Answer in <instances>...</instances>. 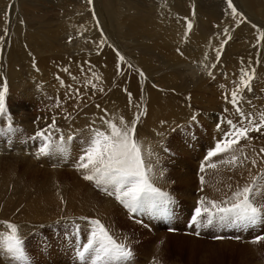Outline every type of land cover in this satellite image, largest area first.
I'll list each match as a JSON object with an SVG mask.
<instances>
[{"label":"rangeland","instance_id":"rangeland-1","mask_svg":"<svg viewBox=\"0 0 264 264\" xmlns=\"http://www.w3.org/2000/svg\"><path fill=\"white\" fill-rule=\"evenodd\" d=\"M4 1L5 4L2 3L3 0H0V4H3L2 6L0 5V12L2 11V13H6L8 11L9 20L11 19V17L15 19L13 22V29L12 25L7 19L6 24L8 26H6L8 29L5 26V28L0 32V35H3V31L6 29L7 35L4 31V39L2 40V42L4 40L9 41H7L8 44L6 41H4L2 46L0 43V46L2 48L1 50H3L2 54H5L4 56H6L8 48L17 47L19 49L17 52L21 53L22 56L25 55V59H29L30 56L32 62L33 60H35V62L33 63H36L38 65L39 62L40 64L42 63V67H44V69L47 68L46 70L48 71H51V74L52 72L53 74H56V71L58 70L57 72H59L61 69L62 71H64V68L67 67L66 65L68 63L71 64V66H75V71L69 74L70 76H73V78L67 79L64 85L55 93H33V91H31L29 83L27 82L28 85L25 84V86H21L20 88H18L20 90L16 91V95H12V97L10 95L12 100H10V102L9 100H7L5 101V103L7 102V116L11 117L13 130L9 132V130L7 129V117H0V127H3L4 129L3 131H0L1 178L7 179L10 175H16L15 178H17L20 182H24L25 184H27L28 188L31 189V191L28 189L30 191L28 194L31 195L29 196L27 194L21 201V204H17V202L19 201V197L17 195L18 193H12V195L7 196L4 199H0V221H8L18 225V227L20 226L19 233L23 239L24 248L27 255L34 254L36 256V254L42 253L41 251L45 250L44 247H41L39 241H44L46 234L51 232V227L55 226L54 229H56L61 226V228H64V225L68 224L69 222H71L72 224L76 223L77 225L83 222L87 226H93L91 223L92 220L98 219L102 224H104L106 228L109 229L110 234L113 235V238L116 239L117 242H124L131 248L133 257L130 264H153V260L158 262V264H264V241L253 243V240L256 236L264 235V221L253 226L256 227L258 225H263V229H257L250 233H248V231H243V233L240 234L225 233L217 231L216 228H214L213 231H210L209 228H206L200 229V232L203 234L197 237L190 233H184L181 229L186 226L185 221L188 216V214L185 213L186 215L183 217L184 209L177 210L175 209L176 205L172 204L173 210H171L168 215L163 216L165 217V220H163L162 216V220L153 219L154 212L141 210L140 212L143 214V216H140V218L143 219H140L135 216L134 213H131L127 208L120 204L114 196H108L104 191L101 190L100 187L96 186L93 182L85 181L82 176L84 175V173L81 171H77V169L74 167L76 160L81 154V148L82 146H84V141L89 134L88 127L92 126L88 123L85 124L86 113L88 111H91L92 113V109H94L96 105L101 106L109 102L118 101L120 99L128 102L129 97L127 95V92H131L133 97L132 103L135 104V107H133V109H135L133 117L137 114V112L146 110L145 114L141 116V119L137 124L136 135L137 139L142 143L145 163H150L152 165L151 175L154 186L159 188L161 191L164 190L178 196V200L168 196V199L170 201L173 202V200H175L176 202L174 203H178L177 206L179 204H182L186 207H194L201 196H205L209 200H224L228 195H230V189L228 187L229 184L232 185V190H234L236 185L243 186L245 183L250 182L251 176H254L259 171L264 170V164H260L259 162L256 167H252L250 164H246L244 167L237 168H233L226 164H220L218 163V161L224 158L222 156L211 158V162L217 163V168L213 169L205 166L203 172H201L200 170V165L202 163H205L206 165L205 157L208 153L204 152L205 149H203L202 147L204 145H207L208 151L211 148L215 147L216 142L222 138V134L229 130L228 125L225 123L226 120L230 119L234 123L238 121V116L236 115L233 106L229 104L224 99V97L226 94H230V92L235 87L236 81L238 82L240 68L229 69L223 67L222 65L219 67V70L215 72L212 78L210 77L211 75L209 77L206 75L201 77L197 76L199 79L197 77H194L196 79H192V76H190L188 73L182 75V70L178 69L180 72L177 71V77H170L168 79L166 78V76H168V74H171L173 68L167 67L165 65L159 67L160 62L158 61L159 59L157 58V56L151 57L154 62V67L149 70L143 69L140 64H138L139 62L136 57H134L135 61L134 64H132L130 59H132L133 56L139 55L142 47L136 42L135 45H133L130 40H127L126 42L129 46V48H127L126 50L129 51L128 56L130 59H128L129 61L126 59L128 58V56L124 51V63L119 62V65H121L122 67H124V65L126 64V68H123L125 70L121 69L122 67H120L122 71H126L125 76H123V72L121 73L122 75L118 73V59L115 51L113 54L101 52V54L98 53L99 55H96V57H89L85 60H80L79 62H74V60L72 62H68L71 61L70 57L73 55V53L75 54L74 49H76V47H85V42H88V40L91 41V35H86L87 37H82V39H73L69 43L68 36H70V33H60L61 36L57 34L55 39V41L59 43H57V50L52 49L53 51H46V49H43L41 47H38V50V48L34 49L35 46L33 45L28 46L25 41L28 42L29 37L31 36L28 37L23 33H17L16 36L20 34L23 35L22 37H20L23 38L25 43L22 39L21 40L23 43H21V40H19L20 38L17 36L19 38L17 39L16 36H14L15 31L16 29H19L20 32H24L25 29H27L26 31H28L29 29L31 31L33 29L31 33H35L37 31L41 32L46 28H55L57 25L64 23V21H66L67 19H70V16L73 15V12L78 13L80 11V14L83 9L86 8H90V11H94L92 7H88L89 5L87 4V2L85 6L83 3L76 4V2L81 0H34L35 2L33 0ZM71 1L74 2L72 3ZM111 1L112 2H110V0H97L96 3L92 2L90 6H94V9H96L100 13L102 21H104L103 23L104 25H106L107 30H109L110 33L111 31L117 33L118 39L121 40L120 33L124 31L123 29H121L122 20L125 18V16H128V13H126V11H123V13L118 12L113 7V3L116 2H114L113 0ZM135 1L136 4H133L136 10L134 9L133 13H135L136 11L142 16H147L148 14L145 12V8L142 7V0ZM98 2H100L99 4L102 7L99 4L97 6ZM12 3L15 5V7H12L14 6ZM64 4L69 5L65 6ZM104 10L107 11V14L106 11L104 13ZM108 11H110L111 13L109 14ZM4 13L0 16H4ZM110 15L111 17H113L111 18ZM119 16L121 18H119ZM25 21L28 25L26 24L23 26V24H25ZM227 23L228 21L224 19L222 20L220 19V17L219 19L212 18L211 22L209 23L210 25L208 24L207 26L209 30H212L211 28H213L212 31H215L220 27L223 28L225 25H227ZM21 24L25 29L23 27H20ZM15 26L16 29H14ZM25 26H28L29 29ZM9 28L12 31L9 30ZM19 30L17 32H19ZM10 31L14 33L12 36ZM219 32V34H221V31ZM110 35L116 37V35L113 33H111ZM24 36H27L26 39H28L26 40ZM12 40L13 42H15L14 44L12 43ZM82 41L84 42L81 43ZM77 44H79L80 46H77ZM3 45L5 46L3 47ZM66 45H68V48ZM121 46L122 49H124L122 44ZM29 47L32 48L29 49ZM70 47H72V49H70ZM32 49H34L36 53H34ZM236 51L237 53L239 52V55L242 54V51ZM48 55L50 56L48 57ZM60 59L62 61H60ZM125 61H127L128 63ZM6 63L7 62L5 61V64ZM58 63L60 66L58 65L59 67L56 68ZM129 64L132 65L131 68L128 67ZM155 64H157V68L155 67ZM34 65H32V67H34ZM98 67H106L111 69L109 76L110 78L107 81L103 80L101 76L96 74V70L98 69ZM254 68L255 78L251 82L252 90L244 91L242 108L246 113L253 112L258 117L260 112H264V68H262L261 70L257 69L256 67ZM139 71H142L144 73L143 77L139 75ZM117 75H119V78ZM57 77L59 78V76ZM97 77H99V79H97ZM115 77H117V79ZM188 77L189 81L187 80ZM156 78L158 80H156ZM201 78L206 80V82ZM196 80H198L200 84H205H201V86H203L202 88L205 90H203L201 86L198 87L200 84L198 85V81ZM88 81H91L93 84H95L97 89H93L88 84ZM179 82H182L183 84L181 83L180 85ZM193 83H195L196 85ZM206 83L208 84L206 85ZM100 88H103L104 91H99ZM108 88L110 89L109 91L107 90ZM193 88L195 90H193ZM28 89H30V91H27ZM76 89H79V95H75ZM125 89H127V92L124 91ZM21 92L23 96L21 95ZM151 94H155L156 96L162 98L164 102H167V104L172 102V104L170 103L172 107H168L170 109L167 110V113L163 119L164 123L159 129L154 131H148L143 128L146 125L145 123L148 121L149 111L151 110ZM206 94L210 95V97ZM31 95L33 96L31 97ZM214 97L216 98L214 99ZM13 98H17V100H13ZM13 101H15L16 104ZM175 102L176 104L178 102L177 108ZM11 103L12 105L7 106ZM224 107L227 109V111H225ZM193 115L196 116L195 121L192 120ZM53 117L56 118V126L60 130V132L58 133L55 130H52L53 138L55 140L58 141V138L61 134H64L66 136L67 134L71 133L74 136L73 140L69 142V153L66 156L60 153L63 157L58 154L59 152L50 153L49 155L37 154V150L41 145V140L32 139L36 130L38 131L47 127V125L52 122ZM217 124H220L221 127L217 128ZM191 131H194V136L187 137L189 133H192ZM212 132L215 135V138L213 137V139L211 137ZM250 136L253 137L251 142L241 141L243 142V144H241L245 146V151L251 158V156L253 155V149L258 151L259 148L264 147V135L253 132L250 133ZM15 144L17 145V147L15 146ZM11 145L14 146L11 147ZM205 147L206 146H204V148ZM30 152L33 155L30 154ZM237 154H239V152H237ZM14 157H16L17 159ZM17 161L19 163H17ZM14 163H16V165L18 164V166H16ZM50 166L54 170H50ZM9 170L13 173L10 172L9 174ZM161 172L163 173V175H160ZM201 176L204 177L203 185H201ZM47 179L48 181H52L54 184L48 182ZM52 187H55V189H53ZM201 188H203V191H201ZM43 189H47L48 191H50L53 194H51L52 199L54 198V201L51 198L50 200L49 198L46 199L48 203L52 204L49 208L51 210V214L48 217L50 218L46 217L45 219L42 217L39 220V218L33 216H26V212H30L29 210H31L32 207L36 204V201H40L38 196L41 193L44 194ZM57 199L58 201L55 202V200ZM31 201L33 202L32 204L30 203ZM261 202L264 203V201ZM10 204L11 206H9ZM30 205H32V207H30ZM5 209L8 210L6 211ZM33 209L32 211L34 212L35 210ZM24 210L27 211L25 212ZM35 213L36 211L34 212V214ZM214 223L215 222H213V224ZM68 226L71 225L69 224ZM166 226L177 227L180 228V230L172 232L166 229ZM60 230L61 229L58 228V231ZM62 230H64L65 233H74L75 231H77L69 229L66 230L65 228ZM79 230L80 229L78 228V231ZM0 231H7L3 224H0ZM64 231H62V234L59 233L60 238L67 237H65ZM55 233L57 232L55 231ZM214 236H222L224 238L221 240H215L213 239ZM236 237H239V239H237ZM55 238L56 237H53L52 235H49V238L47 237V242L49 244H53H51L52 247L49 248L50 251H46L49 253H44V256L42 258H39L40 260L38 264H83V262H81L78 257H75V260L66 257V255L63 254L62 250H60L59 245L56 246L58 249L55 248ZM157 243L160 244L158 245ZM40 255L41 254H39V256ZM31 261L32 260H29L28 264L35 263ZM0 264H14V262L11 261L9 257L0 255Z\"/></svg>","mask_w":264,"mask_h":264},{"label":"bare ground","instance_id":"bare-ground-1","mask_svg":"<svg viewBox=\"0 0 264 264\" xmlns=\"http://www.w3.org/2000/svg\"><path fill=\"white\" fill-rule=\"evenodd\" d=\"M12 1H15V0H12ZM96 1L97 0H92V2H94V3H96ZM113 1L116 2V3H113V7L118 12L123 13V11H126V13H128V16H125V18L122 20L121 29H123L124 31L120 33L121 34V40L118 39L117 33H115V32L111 31V33L115 34L116 37L110 35L111 33L109 32V30H107L106 25H104V23H103L104 21H102V17L100 15V13L96 9H94V6H90V4L88 3V0H81V1L76 2V4L83 3L86 6V2H87V4L89 5L88 7H92L94 11H90L91 10L90 8H88V9L86 8V9H83V11L80 14H79L80 11L78 13H74L73 12V15L70 16V19H67L66 21H64V23H61V24L57 25L55 28H53V27L49 28V29L46 28V29L42 30L41 32L37 31L35 33L34 32L31 33V31L33 29L30 31L28 26H25V27H28V29H29L28 31H26L27 29H25L23 27L24 25L27 24L26 21H25V24H23V26L21 24V26H20V27H23L25 29V31L24 32H22V31L20 32V30L18 29L19 32H17L18 30L16 29V26L19 25V24H17L15 26V28H14V29H16V31L14 30L15 31V35L14 36H16L17 33H21V34L23 33V34L27 35L28 37L31 36V37H29L28 42L25 41L28 46L33 45V46H35L34 49H36L38 47L39 48L41 47L43 49H46V51L47 50L53 51L52 49H56L57 50V43L58 42L55 41L57 34L60 35V33H70V36H68V37H72V40L76 39V38H81L82 39V37L86 38L88 35H91L90 36L91 41L88 40V42H85V44H86L85 47H76V49H74L75 54L73 53V55L70 57L71 61H68V62H72L73 60H74V62H76V61L79 62L80 60H85L86 58H89V57L93 58V57H96V55L98 56L99 55L98 53L101 54V52L102 53L113 54L114 53L113 49L118 50L120 52V54L123 55V56H124V51H125V54L128 56L129 51H127L126 49L129 48V46L127 45L126 42H127V40H130L133 43V45H135V42L138 43L142 47L141 48L142 50H141L139 55L136 54L137 56H133L132 59H130L129 56L126 59L127 60L130 59L132 64H134V61H135L134 57H136L138 62H139L138 64H140V66L143 69L149 70V69H152L154 67V64H153L154 62H153L151 57L152 56H157V58L159 59L158 61L160 62L159 67H161L162 65H165L167 67L173 68L171 74L170 75L168 74V76H166V78H168V79L170 77L171 78L177 77L176 76L177 75V71L180 72L179 70H182L181 71L182 75L188 73L190 76H192L191 77L192 79L194 77H197V76L201 77V76H204V75L209 77L210 76L209 72L212 73L211 76H210L212 78V76H214L215 72L218 71L219 67L222 66V65H223V67L229 68V69H233V68L236 69V68H241V67L247 68V67H249V62H251V66L256 67L259 70L264 68V38H260V43H259V45H257V34H258V31H264V0H233V3L237 7L238 11L242 12L244 14V16L247 17V22L242 23V24H239V23L235 22L233 20V18L230 16V14H229L230 10L227 9L225 0H217V2H216V0H142V7L145 8V12L148 14L147 16H142L141 14L137 13L136 11H135V13H133L134 9H135V6H134L133 3L136 4L135 0H113ZM4 2L5 1L3 0L2 3H4ZM110 2H112V1L110 0ZM99 3L100 2L97 3V6H98ZM0 5L2 6L3 4H0ZM68 5H65V6H68ZM73 6H74V4H73ZM12 7H15V5L12 6ZM213 7H216V8H213ZM97 9H100V8H97ZM213 9H215V10H213ZM30 11H28V12H30ZM105 11L106 10H104V13H105ZM110 11H108L109 14L111 13ZM3 13L1 11L0 15H2ZM68 13H70V12H68ZM104 13H103V16H104ZM106 14H107V11H106ZM118 14H120V13H118ZM88 17H89V19H88ZM110 17H111V15H110ZM185 17H187V19L192 22L193 27H192L191 31L188 33V36L184 39V37H185L184 36V32L186 30V23H187V21L184 19ZM219 17L222 20L224 19V20L228 21L227 25H225L223 28L220 27L219 29H217L215 31H212L213 28H211L212 30H209L207 25L211 22L212 18L219 19ZM1 18H2V20H1ZM119 18H121V17L119 16ZM7 19L10 22V24L12 25V29H13V24H14L13 22H14L15 19L11 17V19L9 20V13L7 11L6 13H4V16H2V17L0 16V32L7 25L6 24ZM114 21H112V22H114ZM118 21H121V20H118ZM28 23H30V22H28ZM221 24H222V22H221ZM253 24H255L257 26L256 29L252 28ZM7 26H6V28H7ZM225 27L229 28V34L231 36V39L228 40V43L224 45L223 51H222L221 56H220V60H219V62H217L216 61V50L220 48V44H221L222 40L227 39V36L222 33V30ZM108 29H111V28H108ZM9 30H11V29L9 28ZM4 31L2 33L3 35H4ZM219 31H221V34H219L220 33ZM8 33H9V31H8ZM13 34L14 33L11 32V36ZM21 34L17 35L20 39L17 36H16V38L19 39V40H21V39L23 40V38H21L23 35H21ZM6 35H7V33H6ZM6 35H5V37H6ZM26 37L24 36L25 39H26ZM16 38H15V41H16ZM102 38H106V42L103 45H100V40ZM22 40L20 41L21 43L24 42V40H23V42H22ZM4 41L7 42L8 40H4ZM3 42H2V40H0L1 46H2ZM8 42H7V44H8ZM83 42L84 41H82L81 43H83ZM12 43L14 44L15 42H13V40H12ZM79 44H80V41H79ZM79 44H77V46H80ZM121 44L123 45L125 50L122 49ZM9 45H11V44H9ZM18 45H19V43H18ZM98 45H100V46H98ZM1 46H0V90H2L3 82L5 80L7 81V84H8V93H7L6 97H5V101L9 100V102H10V100H12L11 99L12 95H16V93H17L16 91L20 90L18 88H20L21 86H25V84H27V82L29 83V85L31 87V91H33V93H40V94H43L44 92L55 93L59 88H61L64 85V83L66 82L67 79L73 78V76H70L69 74L75 71V66H71V64H69V63L66 65L67 66L66 68L68 69V71H62V69H61L59 72H57L58 71L57 70L56 74H59V75H56L54 73L56 75L55 76L53 74V72L51 74V71L46 70L47 68L44 69V67H42V65H43L42 63L40 64V62H39V65L41 67L38 64L33 63V62H35V60H33V62H32V59H30V56H29V59H25L26 58V57H24L25 55L22 56L21 53L17 52L19 50L17 47L16 48H14V47L8 48V52H7L6 56H4L5 54L4 55L2 54L3 50H1L2 49ZM4 46L5 45H3V47ZM66 46L68 48V45H66ZM31 48L29 47V49H31ZM39 48H38V50H39ZM177 48L180 49V51L183 53V55H181L180 53L177 52ZM34 49H32V50L34 51V53H36ZM70 49H72V47H70ZM236 50L242 51V54L239 55L238 54L239 52L237 53ZM71 51H73V50H71ZM21 52H22V50H21ZM49 56L50 55H48V57ZM38 60H39V58H38ZM56 60H58V59H56ZM5 61L7 62L6 64H5ZM60 61H62V60L60 59ZM242 61H243V63H242ZM257 61H259V62L257 63ZM125 62H127V61H125ZM122 63H124V62H122ZM122 63H120V64H122ZM213 64H215L216 66L215 67H211ZM32 65H34V67H32ZM58 65H59V63L57 64L56 68H58L60 66V65L59 66ZM122 65H124V64H122ZM205 65H207V67H205ZM156 66H157V64H155V67ZM64 67H65V65H64ZM120 67H122V66L120 65ZM124 67L126 68V64L124 65ZM124 67H122L121 69H123ZM123 70H125V69H123ZM110 71H111L110 68L98 67V69L96 70V74L101 76V78H103V80L107 81L110 78L109 77L110 76ZM122 72L124 73L123 76H125V72L126 71L125 72L122 71ZM155 73H157V72H155ZM119 75H117L118 78H119ZM53 76H55V77H53ZM57 76H59V78ZM115 78L117 79V77H115ZM222 78H223V76H222ZM194 79H196V78H194ZM201 79H203V78H201ZM115 80H114V82H115ZM156 80H158V79L156 78ZM187 80L189 81V77L187 78ZM61 81H63V83H61ZM196 81H198V80H196ZM204 81L206 82V80H204ZM181 83L182 82H179L180 85H181ZM195 83H193V84H195ZM218 83H220V82H218ZM197 84L199 85L200 82L198 81ZM201 84L198 87H200ZM207 84L208 83H206V85ZM202 85H205V84L203 83ZM67 86H68V84H67ZM256 86H257V82H256ZM202 87L203 86H201V88ZM23 88H25V87H23ZM216 88H217V86H216ZM107 90L109 91L110 89L108 88ZM193 90H195V89L193 88ZM203 90H205V89H203ZM14 91H15V93H14ZM27 91H30V89H28ZM33 93H31V94H33ZM249 93H251V92H249ZM105 94H106V91H105ZM107 94H108V92H107ZM10 95H11V97H10ZM21 95L23 96L22 92H21ZM32 96L33 95H31V97ZM207 96L210 97V95H207ZM173 97H176V96H173ZM211 98H213V97H211ZM215 98L216 97H214V99ZM14 99L15 98H13V100ZM15 100H17V98ZM43 100H44V98H43ZM13 102H15V101H13ZM150 103H151V110L149 111L148 121L145 123L146 125L143 128L148 130V131H154V130L159 129L162 126V124L164 123L163 119H164V117H165V115L167 113V110L170 109L168 107H172L171 106L172 102H170L171 104L170 103L167 104V102H164L162 98L156 96L155 94H151ZM15 104H16V102H15ZM175 104H176V102H175ZM177 104H178V102H177ZM177 104H176V108L178 106ZM9 105H12V103L8 104L7 106H9ZM126 105H128V106H126ZM133 107H135L134 103L131 102V104H130L129 101L126 102L123 99H120L118 101L109 102V103H107L105 105H101L99 108L95 107L94 109H92L93 110L92 113H91V111H88L86 113V115H85V117H86L85 124L88 123L89 125L91 124L93 127L100 128V127H102V120L100 119L101 117H104L106 119L118 120L119 117L123 116L125 118V120L130 121L133 118V115H134V110L135 109H133ZM181 107H183V106H181ZM46 114H48V113H46ZM44 116H46V115H44ZM0 122H1V120H0ZM41 128H43V127H41ZM261 140H262V138H261ZM261 140H259V141H261ZM147 141H148V139H147ZM263 142H262V144H263ZM241 143L243 144V142H241ZM12 146H14V145H11V147ZM15 146L17 147L16 144H15ZM2 148H3V146H2ZM20 148H21V145H20ZM10 149H12V148H10ZM16 149H18V148H16ZM30 154H32V153L30 152ZM58 154H60V153H58ZM60 155L62 156V154H60ZM19 156H21V155H19ZM14 158H16V157H14ZM18 161H20V160H18ZM18 161H17V163H19ZM14 164L16 165V163H14ZM16 166H18V164ZM62 167H64V166H62ZM12 168H14V167H12ZM49 168H50V170L53 169V168H51V166ZM10 172L11 171L9 170V174H10ZM53 172H55V171H53ZM2 173H3V171H2ZM11 173H13V172H11ZM13 176L10 175V176H8L7 179H5V178L2 179L1 175H0V199H4L5 197L12 195V193L13 194L18 193L17 195L19 197L18 198L19 201L17 202V204L18 203L21 204V201L31 191V189L28 188L27 184H25L24 182H20L17 178H15L16 175H13ZM49 180H50V178H49ZM47 181H48V179H47ZM48 182H51L52 184H54L52 181H48ZM45 186H47V185H45ZM37 189H38V187H37ZM53 189H55V187ZM43 193L44 194L41 193L38 196L40 201H36V204L34 205L36 207L33 206L34 209H33L32 205H30V207H32V209L35 210L36 213L34 214L35 211L33 212L32 209L29 208V209H31V210H29L30 212H28L27 210H26L27 211L26 212L24 210L26 212V216H33V217L39 218V220H40V218H42V217L46 219V217H48L51 214V210L49 208L51 207L52 204L48 203V201L46 199L47 198H49V200H50V198L52 199V196H51L52 193L50 191H48L47 189H45L43 191ZM11 197H9V198H11ZM31 197H34V196H31ZM38 197H37V199H38ZM53 197H55V196H53ZM56 201H58V199L55 200V202ZM193 202H194V200H193ZM30 203L32 204L33 202L31 201ZM57 203H56V205H57ZM9 206H11V204ZM4 208H6V207H4ZM4 208H2V209H4ZM5 210H3V211H5ZM11 210H12V208H11ZM46 212L48 213V215H47ZM8 216H10V215H8ZM20 218H21V216H20ZM48 218H50V217H48ZM52 218H53V216H52ZM184 228H181V229H184ZM117 233H118V231H117ZM142 245H144V244H142ZM247 247H249V246H247Z\"/></svg>","mask_w":264,"mask_h":264},{"label":"snow or ice","instance_id":"snow-or-ice-1","mask_svg":"<svg viewBox=\"0 0 264 264\" xmlns=\"http://www.w3.org/2000/svg\"><path fill=\"white\" fill-rule=\"evenodd\" d=\"M88 3L91 4L92 0H88ZM225 3L235 22L239 24L247 22V17L238 11L233 0H225ZM184 19L187 21L184 32L186 38L193 24L187 17ZM252 28L256 29L257 26L253 24ZM6 32L5 29V34ZM223 34L227 36V39L222 40L220 48L216 50L217 62L220 60L224 45L231 39L229 28L225 27ZM260 38H264V31H258L257 45L260 43ZM3 39L4 36L0 35V40ZM71 40L72 38L69 37V42ZM105 42L106 38H102L100 45ZM113 50L118 62H123L125 57L118 50ZM177 52L183 55L179 48H177ZM215 66L213 64L211 67ZM128 67L131 68L132 65L129 64ZM117 70L118 73H122L119 63ZM64 71H68V69L65 68ZM211 74L209 72V75ZM139 75L143 77L144 73L139 71ZM254 78L255 68L251 66V62H249V67L240 68L238 82L235 83L230 94H226L224 97L233 106L238 121L236 123L230 119L225 121L229 130L224 132L222 138L216 142L215 147L208 151L205 157L206 165L205 163L201 164V172L204 171L205 166L217 168V163L211 162V158L217 156L224 157L218 163L233 168L244 167L246 164L256 167L258 162L264 164V147L259 148L258 151L253 149V155L250 158L245 151V146L241 144V141L251 142L253 137L250 136V133L255 132L264 135V112H260L257 117L255 113H246L242 108L243 93L245 90H252L251 82ZM88 84L93 89L96 88V85L91 81H88ZM99 91L103 92L104 89L100 88ZM124 91L127 92V89ZM7 93L8 84L5 80L2 90H0V117H7V129L11 131L13 130L12 120L11 117L7 116L8 109L5 103ZM75 95H79V89L75 90ZM127 95L131 104L132 93L127 92ZM96 107L99 108L100 106L96 105ZM145 112L146 110L137 112L130 121L125 120L123 116L119 117L118 120L101 117L102 127L90 126L88 128L89 134L74 167L77 171L84 173V180L93 182L108 196H114L131 213L148 210L157 215L166 216L171 211L168 194L154 186L151 175L152 165L145 163L142 143L136 135L137 124ZM192 120H196L195 115L192 116ZM220 127L221 125L217 124V128ZM3 130V127H0V131ZM52 130L57 133L60 132L56 126L55 117L52 118V122L46 128L36 131L32 137V139L41 140L38 154L49 155L59 152L66 156L69 152V142L74 138L73 134L70 133L66 136L61 134L57 141L53 138ZM160 175L163 173L161 172ZM200 180L201 185H203L204 177L201 176ZM228 187L230 195L224 200L217 201L209 200L205 196L200 197L188 225L189 228L195 229L190 234L199 237L201 235L200 228L213 224L215 220L226 224L242 225L246 228L264 221V203L261 202L264 201V170L251 176L250 182L243 186L236 185L234 190H232L231 184ZM91 223L93 228L87 242L80 245L76 253L79 260L83 264H130L133 257L131 248L124 242H117L100 220L94 219ZM0 224H3L7 229V231H0V255L9 257L14 264H28L29 257L25 251L18 225L8 221H0ZM169 231H174V229L169 228ZM223 238L222 236L213 237L215 240ZM236 238L239 239V237ZM259 241H264V235L256 236L253 243ZM153 264H158V262L153 260Z\"/></svg>","mask_w":264,"mask_h":264}]
</instances>
